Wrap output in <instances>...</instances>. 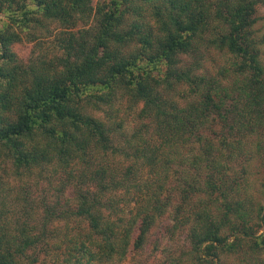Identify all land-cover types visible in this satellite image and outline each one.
<instances>
[{
    "label": "trees",
    "instance_id": "trees-1",
    "mask_svg": "<svg viewBox=\"0 0 264 264\" xmlns=\"http://www.w3.org/2000/svg\"><path fill=\"white\" fill-rule=\"evenodd\" d=\"M263 2L0 0V264H36L49 225L71 218L84 229L55 261L128 264L166 215L196 262L264 264V206L248 192L264 160ZM51 23L61 54L19 58ZM211 48L228 56L215 75L200 72ZM13 175L58 176L55 205L40 214L26 192L31 211L13 216Z\"/></svg>",
    "mask_w": 264,
    "mask_h": 264
},
{
    "label": "rangeland",
    "instance_id": "rangeland-1",
    "mask_svg": "<svg viewBox=\"0 0 264 264\" xmlns=\"http://www.w3.org/2000/svg\"><path fill=\"white\" fill-rule=\"evenodd\" d=\"M111 0H92L93 5L100 3H109ZM61 28L56 23H51L49 29L44 30L41 33L34 35L35 40L29 41L26 37L22 38V41L13 46V51L21 59L26 60L32 53L34 57L46 58L50 61L54 58V55H60L57 36L61 33ZM253 36L259 43L260 60L264 65V2L257 8V22L253 27ZM204 59H202L203 70L202 73L209 75H215V71L219 66L226 63L227 55L222 52L210 49L207 52H203ZM183 64L191 61V58L184 57ZM184 104V102H181ZM93 116L100 117L101 114L96 111H91ZM130 114H132L130 112ZM127 115L126 122L129 128H135L139 125L140 121L136 120L135 115ZM131 130V129H130ZM260 160V161H259ZM59 177L52 180L51 184L47 181L40 182L35 185L32 179L27 178H15L8 177L4 180L7 188L12 189V197L17 196L20 198V203L16 204L13 216H18L19 219H25L26 214L31 211L29 206L22 207L25 203L24 198L26 192L32 199L33 205L36 204L40 208L39 213L42 214L44 206H54L55 198L58 195L56 189L59 188ZM248 180L251 183V187L248 192L254 198V202L264 206V193L261 191V184L264 183V160L254 159L250 166H248ZM25 185V186H24ZM23 186V189L20 187ZM25 188V189H24ZM69 191L66 192L65 196H68ZM43 203V204H42ZM44 205V206H43ZM33 210L37 211V208L33 207ZM169 216H163L159 218L155 225L150 230L147 241L143 248L139 251L132 252L130 257L126 260L128 264H200L193 260L191 255L188 253V244L185 239L184 231H177L171 229ZM49 230H54L52 239L47 241L42 247H46L43 251L38 253V262L36 264H60L59 261H55L56 245H61L62 248L70 246L68 238L74 235L79 228L84 229V224L78 225L74 218L54 221L49 225ZM264 228H260L257 235L261 234ZM67 235V237H65ZM264 258V254L262 255ZM27 262V261H26ZM223 264H248L241 260L237 255H223L221 257ZM202 264V263H201Z\"/></svg>",
    "mask_w": 264,
    "mask_h": 264
}]
</instances>
